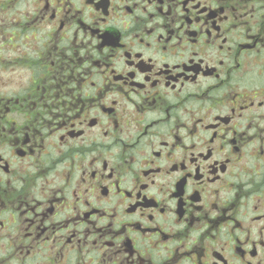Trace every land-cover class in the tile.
Returning <instances> with one entry per match:
<instances>
[{"label":"flooded vegetation","instance_id":"1","mask_svg":"<svg viewBox=\"0 0 264 264\" xmlns=\"http://www.w3.org/2000/svg\"><path fill=\"white\" fill-rule=\"evenodd\" d=\"M0 264H264V0H0Z\"/></svg>","mask_w":264,"mask_h":264}]
</instances>
